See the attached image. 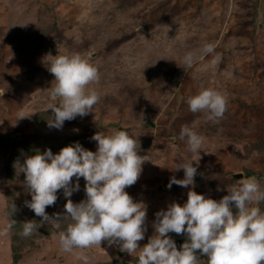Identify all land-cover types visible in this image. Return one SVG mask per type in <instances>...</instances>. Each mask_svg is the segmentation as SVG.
<instances>
[{
    "label": "rangeland",
    "instance_id": "rangeland-1",
    "mask_svg": "<svg viewBox=\"0 0 264 264\" xmlns=\"http://www.w3.org/2000/svg\"><path fill=\"white\" fill-rule=\"evenodd\" d=\"M205 44L215 45L214 53L204 55ZM77 53L98 69L99 81L87 91L100 100L91 113L49 127V105L60 101L48 67L56 55ZM188 53L195 57L191 67L183 63ZM205 89L226 97L222 119L189 110L188 100ZM182 126L204 138L199 156L180 138ZM116 131L137 139L145 160L136 184L125 189L146 205L141 248L154 235L155 214L187 201L189 188L166 187L171 177L184 178L178 166L192 162L191 190L205 198L219 201L247 179L264 192V0H0V264H85L81 255L87 264H138L139 251L129 256L107 241L62 251L59 234L71 221L41 224L25 204L31 195L19 168L30 151L65 139L64 147L79 143L95 152L92 137ZM9 136L16 139L3 146ZM77 183L68 198L74 204L86 199L84 179L73 177ZM56 195L49 217L65 211L63 190ZM250 207L264 212V201ZM28 221L37 231L24 237Z\"/></svg>",
    "mask_w": 264,
    "mask_h": 264
},
{
    "label": "clouds",
    "instance_id": "clouds-1",
    "mask_svg": "<svg viewBox=\"0 0 264 264\" xmlns=\"http://www.w3.org/2000/svg\"><path fill=\"white\" fill-rule=\"evenodd\" d=\"M214 49L215 45L205 44L202 51L208 55L214 53ZM194 59L193 54L188 53L183 63L191 67ZM219 61L217 55L212 63ZM48 71L56 82L52 96L60 101L58 106L49 105V127L60 129L65 121L91 113L100 100L96 91H87L88 85L99 81L95 66L78 53L56 55ZM188 104L193 113L206 112L210 121L222 119L227 109L226 97L214 89L202 90L191 97ZM180 138H187L189 151L199 156L202 136L182 126ZM92 139L97 143L95 152L76 143L55 155L50 149L42 154L37 152L19 166L31 195V200L25 204L41 218V224L71 221L59 234L62 251L101 247V243L107 241L129 256L139 251L138 264H199L200 256H206L208 264H264V212L259 207H250L253 202L264 201L258 182L241 180L217 201L191 190L197 175L192 162L178 166L176 170L183 169L184 178L171 177L166 187L170 189L175 184L189 188L187 201L183 206L173 202L166 210L155 214L154 235L141 248L138 242L145 238L146 205L134 202L125 191L136 184L145 162L144 156L138 155V140L126 131H116L111 136L98 132ZM73 177L77 180L82 177L85 181L86 199L75 204L68 199L79 190L78 183L72 184ZM59 190H63L67 199L65 211L49 217L46 207L55 204ZM33 231H37L36 224L28 221L21 234L28 237ZM169 233L186 235L187 240L179 250ZM78 259L87 264L86 256Z\"/></svg>",
    "mask_w": 264,
    "mask_h": 264
},
{
    "label": "trees",
    "instance_id": "trees-1",
    "mask_svg": "<svg viewBox=\"0 0 264 264\" xmlns=\"http://www.w3.org/2000/svg\"><path fill=\"white\" fill-rule=\"evenodd\" d=\"M37 120H39V119H37ZM15 139H16L15 136H9L8 138L6 137V138L3 139L2 145L5 146V145H7L8 142H13ZM66 140H68V139L63 140V141H62L61 143H59L55 148H64V146H65V144H66V142H67ZM55 148H52L50 145H46L44 149L42 148V149H38V150L30 151V152H31L33 155L36 154L37 152H39V153L42 154L43 151H45V150H47V149H50L51 152H53V151L55 150ZM186 240H187V237H186V236H179V237H175V238H174V241H175L176 243H178L180 246H181L183 243H185Z\"/></svg>",
    "mask_w": 264,
    "mask_h": 264
},
{
    "label": "water",
    "instance_id": "water-1",
    "mask_svg": "<svg viewBox=\"0 0 264 264\" xmlns=\"http://www.w3.org/2000/svg\"><path fill=\"white\" fill-rule=\"evenodd\" d=\"M235 178L241 180L243 178V175L242 174L235 175Z\"/></svg>",
    "mask_w": 264,
    "mask_h": 264
},
{
    "label": "bare ground",
    "instance_id": "bare-ground-1",
    "mask_svg": "<svg viewBox=\"0 0 264 264\" xmlns=\"http://www.w3.org/2000/svg\"><path fill=\"white\" fill-rule=\"evenodd\" d=\"M4 18V17H3ZM20 18V17H19ZM5 20V19H4ZM13 19H11V21H12ZM16 20V19H15ZM6 21V20H5ZM10 21V20H9ZM19 21V20H18ZM8 22V21H7ZM20 22V21H19ZM20 24H21V22H20ZM20 24H18V25H20ZM21 26V25H20ZM16 27V26H15ZM10 28V27H9ZM21 28H22V26H21ZM13 29V28H12ZM17 33V32H16ZM18 34V33H17ZM15 36V35H14ZM13 36V37H14ZM6 37H7V35H6ZM108 73V72H107ZM3 122V121H2ZM0 261H2L1 259H0Z\"/></svg>",
    "mask_w": 264,
    "mask_h": 264
}]
</instances>
